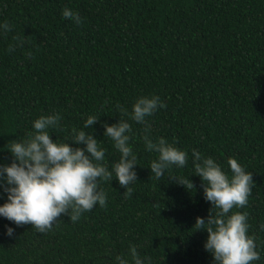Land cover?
I'll return each instance as SVG.
<instances>
[{
	"label": "trees",
	"instance_id": "obj_1",
	"mask_svg": "<svg viewBox=\"0 0 264 264\" xmlns=\"http://www.w3.org/2000/svg\"><path fill=\"white\" fill-rule=\"evenodd\" d=\"M65 7L82 22L63 17ZM0 22L10 26L0 29V162L11 160L10 141L52 113L61 116L52 139L96 115L85 131L102 141L109 168L120 154L103 125L128 120L137 156L131 195L113 174L100 181L106 205L75 222L62 214L41 233L0 217V264H114L132 246L149 264H213L207 232L193 226L211 204L192 175V149L229 176V157L252 172L248 203L230 211L247 213L260 253L252 264H264V0H0ZM149 94L165 107L146 124L131 120L134 100ZM145 135L186 150L185 167L157 180ZM188 176L192 190L173 178Z\"/></svg>",
	"mask_w": 264,
	"mask_h": 264
},
{
	"label": "clouds",
	"instance_id": "obj_2",
	"mask_svg": "<svg viewBox=\"0 0 264 264\" xmlns=\"http://www.w3.org/2000/svg\"><path fill=\"white\" fill-rule=\"evenodd\" d=\"M62 15L76 24L82 22L78 12L71 8L62 9ZM0 29L8 31L10 26L0 22ZM163 107L165 104L159 96L141 95L134 100L128 115L131 120L146 124V117ZM97 119L96 115H88L83 126L73 128L68 138L52 139L50 133L54 131L50 129L58 126L61 116L59 113L40 115L32 122L26 137L8 143L6 149L11 160L0 162V197H6L0 203V217L17 226L31 224L41 233L51 229L62 214L75 222L96 205H106L107 193L100 181H111L113 174L125 189L123 194L131 195V185L137 181L134 167L137 156L129 143L131 125L121 118L116 123L103 125L104 135L120 154L109 168L102 141L85 131ZM143 139L146 149L158 154L149 166L157 180L172 166L183 168L187 164L188 152L174 142L164 137L153 140L147 135ZM191 156L192 175L200 178L203 197L211 204L207 218L197 216L193 226L196 231L207 232L203 247L211 254L213 264H252L259 260L255 239L248 232L247 213L230 211L248 203L254 184L252 172L246 171L235 157L227 160L229 176L213 157L202 155L196 149H192ZM189 176L173 178L192 190L194 185ZM13 232V227L6 226L7 235L12 236ZM149 261V257H142L132 246L127 254L116 255L114 264H149Z\"/></svg>",
	"mask_w": 264,
	"mask_h": 264
}]
</instances>
